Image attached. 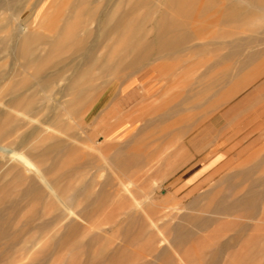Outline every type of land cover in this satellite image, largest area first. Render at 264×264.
I'll return each instance as SVG.
<instances>
[{
    "label": "rangeland",
    "instance_id": "1",
    "mask_svg": "<svg viewBox=\"0 0 264 264\" xmlns=\"http://www.w3.org/2000/svg\"><path fill=\"white\" fill-rule=\"evenodd\" d=\"M10 1L0 8V16L7 15L0 40L8 25L27 16L50 37L59 26L76 27L75 16L65 22L72 0ZM184 1L190 13L177 12L167 0L97 2L99 12L88 19L87 46H95L103 62L124 53V36H100L103 11L116 5L126 12L141 4L137 20L151 36L166 13L196 37L174 55H155L136 72L111 75L95 67L88 99L61 92L77 65L89 64L84 51L48 45L36 51L40 60L30 63L0 43V72H11L5 86L23 89L28 82L32 92L39 91L31 113L13 114L24 126L0 142V159L7 153L19 157L14 149L35 126L42 134L29 140L38 147L34 153L55 139H71L53 167L55 154L13 168L34 174L50 165L39 182L54 187L43 197H20L29 180L3 176L1 166L0 188L8 183L0 191V208L17 200L16 210L8 208L4 218L24 235L0 237V264H264V1ZM227 11L238 14L227 17ZM231 39L237 43L233 48ZM48 75L54 83L45 88ZM8 141L13 148L2 151ZM205 162L208 172L201 175L207 176L190 182ZM76 191L73 206L63 213Z\"/></svg>",
    "mask_w": 264,
    "mask_h": 264
},
{
    "label": "bare ground",
    "instance_id": "2",
    "mask_svg": "<svg viewBox=\"0 0 264 264\" xmlns=\"http://www.w3.org/2000/svg\"><path fill=\"white\" fill-rule=\"evenodd\" d=\"M98 1L99 0H72L70 2V7L72 11L66 15L65 22L70 21L75 16L76 27L71 31H66L63 26L62 27L59 26L54 30L55 34L52 37L48 36L47 34H44L38 29L37 30L34 29L37 25L36 24L30 25L28 23L30 22V17L28 16L24 19L23 23H19L15 25V23L12 22L14 23V25L12 26L8 25V30H7L8 35L6 36V38L3 37L0 40V43H3L2 49L9 51L13 50L23 54L30 63H37L40 60L41 56L37 55L36 51L39 50L40 48L45 49L46 46L48 45L52 47L51 49L58 47L62 50L67 49L75 53L79 51H84L83 52L84 54L82 55L83 60L87 64L88 63L89 64L84 67L80 62H79L80 65L76 64L77 67L75 66L76 68H75L74 76L71 78L73 74H71V76L69 75L70 77V79L68 78L69 82H66V85L63 83L64 87H62L61 89V92L62 91L64 92L63 96L66 95L68 96L69 94H72L73 95L72 99L75 100L81 96H86V99L92 97L91 90L95 85L94 80L96 79V76L91 75V71L95 69V67L100 68L101 73H109L111 75H116L118 72H127V73L136 72L140 70L145 63L150 62L155 55H158V57L160 56L165 57V55L166 56L174 55L180 52L182 49L186 48L188 46V42L196 37L195 35L188 33L189 28L184 22L180 21L176 16H171L166 13L165 14L163 13L160 19L152 27V33L154 34L151 36L147 28L139 24L137 20L139 19L138 11L140 9L141 4L136 2V4H134L126 12L122 10L121 5H116V7L110 10L103 11L102 18L99 23V26L102 27L100 31V36L103 38H107L111 36L114 37L124 36L123 37L124 41L122 42V50L124 51V53L115 62H111V61L103 62L98 58V56H96L95 46L93 47L87 46V38L91 35V29L88 24V19L93 18L99 12V3H97ZM252 1L255 2L257 0H251V2ZM10 2L11 1L9 0L8 2L4 3L2 0H0V8H5L4 6L9 5ZM167 2H168L167 4L173 6L176 9V11L179 13L182 12L190 13L189 11L187 12V10H185L187 4L184 0H167ZM209 5H210L209 3H206L204 5L202 4V6H209ZM237 14H238L237 11L236 12L227 11L225 13L227 17H232ZM5 16L3 15L0 16V24L2 28L7 29L6 27L7 21L5 20L6 19ZM23 24L28 25V29L23 28ZM139 31L143 32L142 36L139 38H135V34ZM9 39L13 40V46L9 45L7 41ZM234 41H232L231 39V41L228 42L229 46L232 48L237 45V43ZM46 59L49 60V62H51L52 56L50 53L49 55H47ZM67 65L68 64H66V66ZM54 71L57 72V70ZM7 72L5 73L0 72V142L5 140L8 135L17 133L24 126L22 120L15 117L13 114L15 112L18 113V111L20 110L24 112L23 114L31 113L35 107L34 106L36 102L35 96L39 93V91L37 90H34L32 92L31 90L32 85L29 84L28 82L24 83L22 87L23 89H21L17 85L10 86L8 83L5 86V83L11 79V74H9L11 72L9 73ZM42 72L43 70L41 68L38 71V73L41 74ZM82 76L84 78L86 77L87 80L83 84L80 83L78 84L77 79ZM61 79L63 80V78ZM43 80H44L43 84L45 88H50V86H52L54 83V77L50 75H48V77L44 78ZM2 85L4 88H1ZM6 91L9 92L7 93L9 97L6 99H2L3 97L1 98V96L4 95ZM27 91H29L31 94L30 93L27 94ZM45 95L47 98L51 96L50 93H46ZM23 101H26L24 106H22L21 103H19ZM74 110H76V108H74ZM18 115L20 116V113ZM29 121H31V119ZM62 121H63L62 119H58L59 124L60 125L62 124V127H65V129H67L68 126L66 125V123ZM42 123L43 121H41V124L40 123L39 124L42 125ZM35 133L39 135L42 134V130L39 128V126H35L33 133L27 136L24 135L25 137L24 138L22 137L23 141L21 140V142H18L19 145L16 146L14 150L21 152L19 157L14 158L12 153H7L5 154V156H3V158L0 159V167L5 166L3 168H6L4 169L5 171L3 173L4 174L3 176H7L8 174L12 173L13 177H17L21 179L27 178L29 180L28 185L24 189L19 190L17 193L22 198H26L30 196L43 197L46 194H49L51 188H53L54 186L50 184L51 186L50 188L46 186V184L41 183V180L39 182V179L51 171L50 170L51 166L53 167L54 165L58 164L60 160L59 156L61 155V153L68 150L70 147L71 139H69V141L67 140L68 142L61 139L60 140L55 139L54 142L44 147L40 152L34 153L33 151L37 150L38 147H36L34 143L29 142V140L30 138H32L33 135L35 136ZM71 138H73V136ZM12 144H13L12 141H8L4 145L2 151L9 150L12 147ZM71 145H73V143ZM52 154H55V157L52 158L53 160L51 166L50 165L47 166L40 172L34 174L29 171H20V170L12 172L13 168L19 163L30 162L36 158L37 160L47 159ZM1 169L2 167L0 168V170ZM3 176L0 177V181L2 179L4 180V178H2ZM7 183L8 181L4 183V186L0 188V191H2L6 187ZM125 189H127V187ZM80 191H76L75 195L71 197L70 202H68L66 204V207L63 209V213L67 207L71 208L73 206V201L80 194ZM17 204H18L17 200H12L7 207L5 206L3 208H0V237L7 233H10L14 237L17 236L18 233H21L23 231V230L12 231L11 230L12 227L10 226L9 222L8 223L5 222L9 220H5L6 217L4 218V214L6 210H8V208H10L11 211L16 210V207L18 206ZM223 204H225V202ZM223 204L220 205V207L222 206L223 208L225 206V205L223 206ZM230 206L232 205L228 204V207ZM25 225H28V222ZM61 239L62 238H59V240Z\"/></svg>",
    "mask_w": 264,
    "mask_h": 264
},
{
    "label": "crops",
    "instance_id": "3",
    "mask_svg": "<svg viewBox=\"0 0 264 264\" xmlns=\"http://www.w3.org/2000/svg\"><path fill=\"white\" fill-rule=\"evenodd\" d=\"M227 165V164H226ZM224 166V165H223ZM222 166V167H223ZM208 164L205 162V163H203V164H201V165H199L197 168H196V170L194 171V173L192 174V175H190V182H192V181H198V180H200L202 177H204V176H207V175H201L203 172H208ZM209 171H210V169H209ZM227 176L225 175V179H227L226 178Z\"/></svg>",
    "mask_w": 264,
    "mask_h": 264
}]
</instances>
